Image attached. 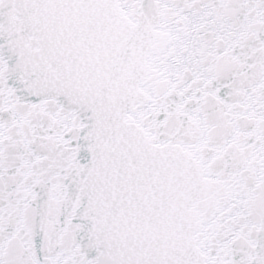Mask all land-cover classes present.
<instances>
[{"label": "snow or ice", "instance_id": "6c2138e0", "mask_svg": "<svg viewBox=\"0 0 264 264\" xmlns=\"http://www.w3.org/2000/svg\"><path fill=\"white\" fill-rule=\"evenodd\" d=\"M0 264H264V0H0Z\"/></svg>", "mask_w": 264, "mask_h": 264}]
</instances>
